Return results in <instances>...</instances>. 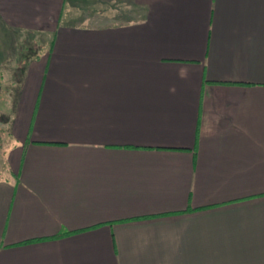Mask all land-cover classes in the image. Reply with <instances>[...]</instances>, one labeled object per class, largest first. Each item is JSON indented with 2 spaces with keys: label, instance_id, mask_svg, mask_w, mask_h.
<instances>
[{
  "label": "crops",
  "instance_id": "1",
  "mask_svg": "<svg viewBox=\"0 0 264 264\" xmlns=\"http://www.w3.org/2000/svg\"><path fill=\"white\" fill-rule=\"evenodd\" d=\"M72 1L0 0V264H264V0Z\"/></svg>",
  "mask_w": 264,
  "mask_h": 264
},
{
  "label": "rangeland",
  "instance_id": "2",
  "mask_svg": "<svg viewBox=\"0 0 264 264\" xmlns=\"http://www.w3.org/2000/svg\"><path fill=\"white\" fill-rule=\"evenodd\" d=\"M114 8L121 12L128 7L110 2L102 4L100 0H73L69 12L76 13V17L80 19L85 15L86 11L91 12V15H97V17L102 18V14L116 13ZM101 10L106 12H102ZM29 42L34 45L37 39H29ZM19 46H23V42L17 45L15 51V56H17L19 61L12 62L10 66L3 68V77L0 83V176L7 172L6 152L8 151L10 141H12L10 128L13 118L11 115L15 110L16 104L13 96L19 90L21 77L24 73L23 61L20 62L22 60V53H25L23 55L27 56V52L23 51V47Z\"/></svg>",
  "mask_w": 264,
  "mask_h": 264
}]
</instances>
